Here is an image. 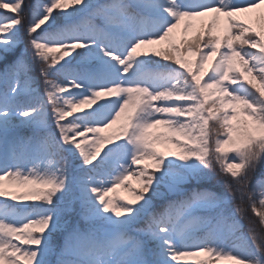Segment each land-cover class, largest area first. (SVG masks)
<instances>
[{"label": "snow or ice", "instance_id": "6c2138e0", "mask_svg": "<svg viewBox=\"0 0 264 264\" xmlns=\"http://www.w3.org/2000/svg\"><path fill=\"white\" fill-rule=\"evenodd\" d=\"M261 166L264 0H0V264H264Z\"/></svg>", "mask_w": 264, "mask_h": 264}, {"label": "trees", "instance_id": "16d2710c", "mask_svg": "<svg viewBox=\"0 0 264 264\" xmlns=\"http://www.w3.org/2000/svg\"><path fill=\"white\" fill-rule=\"evenodd\" d=\"M94 2L95 3H104L105 2V0H94ZM29 3H32V0H30V2ZM25 14L27 15V20H29V12H28V9H26V12H25ZM99 21H97V23H98ZM26 47H27V45H26ZM26 47H23V48H26ZM22 48V49H23ZM22 49H17V51H20V50H22ZM29 60H30V62H31V54L29 53ZM32 64H33V74L34 75H36V76H38V71H36V68H37V66H36V64L34 63V62H32ZM260 175H264V166H261V168H260V170L256 173V176H254V178H253V181H255V179L256 178H258ZM213 183H215V181H213ZM134 184V183H133ZM135 185V184H134ZM204 187H209L210 185H208V184H205V185H203ZM213 190H216V189H213ZM114 195H117V196H123V197H126V198H130V193L125 189V188H123V190H120L119 192H117L116 194H114ZM157 203V206H159V204L161 203V201H157L156 202ZM237 203H239V201H237ZM245 207H247V202L245 201ZM247 216H248V220H251V221H253L255 224H256V227L259 229L260 228V225H259V221H258V218L257 217H255L253 214H252V212L250 211V209L247 211ZM248 220H246L245 221V225L247 226V224H248ZM262 231H264V230H262Z\"/></svg>", "mask_w": 264, "mask_h": 264}, {"label": "rangeland", "instance_id": "374dc122", "mask_svg": "<svg viewBox=\"0 0 264 264\" xmlns=\"http://www.w3.org/2000/svg\"><path fill=\"white\" fill-rule=\"evenodd\" d=\"M29 2H30V0H28V3ZM25 12H26V10H25ZM27 23H28L27 15L25 14V26H27ZM181 35H182L181 31L180 30H177V32H176L177 41H179ZM19 37L23 41V43L20 46V49H22L23 47H26V45H28V37L25 35V28L24 27H21L20 28V30H19ZM116 127H117V125H114L113 126V129L116 128ZM111 130L112 129H109L107 131H111ZM132 183L136 184L137 182L135 180H133ZM120 190H123V188H117L116 191L114 193H110V195H114L117 192H119ZM60 242L62 243V240Z\"/></svg>", "mask_w": 264, "mask_h": 264}]
</instances>
